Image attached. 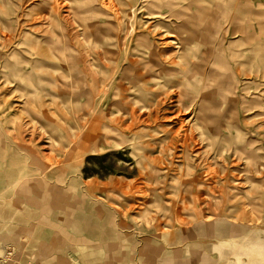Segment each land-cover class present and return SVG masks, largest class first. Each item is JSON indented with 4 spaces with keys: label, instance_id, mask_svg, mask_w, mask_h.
Returning a JSON list of instances; mask_svg holds the SVG:
<instances>
[{
    "label": "rangeland",
    "instance_id": "1",
    "mask_svg": "<svg viewBox=\"0 0 264 264\" xmlns=\"http://www.w3.org/2000/svg\"><path fill=\"white\" fill-rule=\"evenodd\" d=\"M242 1L263 43L264 0ZM223 13L217 0H0V264H236L245 237L239 260L264 264V48L230 33L193 59ZM118 36L126 54L107 70ZM182 39L192 51L177 55ZM143 62L177 95L158 92L144 105L157 116L134 122Z\"/></svg>",
    "mask_w": 264,
    "mask_h": 264
},
{
    "label": "bare ground",
    "instance_id": "2",
    "mask_svg": "<svg viewBox=\"0 0 264 264\" xmlns=\"http://www.w3.org/2000/svg\"><path fill=\"white\" fill-rule=\"evenodd\" d=\"M217 6H218V8H220L221 10H223L224 12L227 13V17L225 16L226 13L225 14L223 13L219 17V19L217 20V22L215 24V28H214L213 32H212L211 27L208 28V44L210 46L209 47V51H205V50L204 51H201V50L198 51L197 50V52L199 54H201L202 56L200 55V57H199L198 55H196V53H194L193 54V59L200 61L199 58H201V59L204 60V59L208 58L209 55L212 56V54L215 53V51H216V49L218 47L215 44L216 43V40L215 39H217V38L219 39V46H220L221 50H223V52H224V46L222 47L221 44L223 43V41H225L226 34H230V33L232 35H235L236 38L237 37H240L241 38L240 41H241L242 44L243 43H248L249 48H247V49L244 50L245 53L256 54V53H258V51L263 50V48H264V42L263 43H260V44H257V37L252 32V27H253L252 24H249L248 21L247 22L245 21L246 24L243 23V16H244L245 11H246L245 10L246 5L244 4L243 1L240 2V0H217ZM71 8L74 9L73 7H71ZM74 14H75V16L77 15L76 12H75V9H74ZM152 15H153L152 16L153 19H159V18H162L163 17V15H157L155 13H153ZM220 18H222V21H224V23H222V25H220V23H219L220 22ZM125 26H126V24H125ZM122 27H124V26L122 25ZM122 29H124V28H122ZM261 30H263L262 27H261ZM233 31H234V33H233ZM124 32L126 33V31H124ZM170 35L172 37H174V34H170ZM195 41H198V40H196L194 38V40H192L191 43L192 44H195ZM204 41H206V40H204ZM178 43L181 45V47L179 46V48H178V53L179 54H177V52H176L177 55H182L184 51L185 52H188V51L191 52L192 51V49H190V47H189L190 45L187 47V44L186 43H183V39H182L181 42L178 41ZM124 44L125 43L121 44L120 36H118V38L115 41H113V40L111 41L110 46H107V45L106 46H103V50H104V54H105V57L104 58L105 59H108L107 60V63L109 65V67L106 68L107 70L112 69V65H113L112 63H113L114 60L120 59V58H122L124 56V54H126V53H122L123 51L121 50L122 47H124V49H126V46ZM143 49H144V47H143ZM138 54H137V56H139L138 57V59H139L138 61L139 62L144 61L146 59V56L147 55H144L145 52L142 53L138 49ZM240 55L242 56V54L239 52L238 54H234L233 57L234 58L240 57ZM154 56L157 57V55H154ZM98 59H101V58H98ZM166 63L163 62L162 64L165 65V66L170 65V67H172L174 65V61L173 62H169L168 64H166ZM162 64L149 66V63L143 62L142 65H143L144 71H137L136 72V79H135L136 81H134V82L131 83V85H133L131 87L132 88V94H131L132 99H130L129 101H132V103L130 104V103L127 102L126 104H127V106L128 105H137L138 107L137 108L136 107L131 108L130 110L125 111V113H124V114L128 115L127 117H129L130 120H132L134 122L136 120H139L140 116H138V113H140V111H143V110L149 112V115H148L149 117H152L153 113H155L154 115H156L157 112L155 110L152 111V109L154 107L151 109V107H146L144 105L147 104V103L149 104V102H153L155 99L157 100L159 98V97L157 98V96H156V94L158 92L166 91V89H167V94H169L168 91L171 90L172 92H170V94L177 95L176 92H173V88L174 87H178V86L175 85V84H177L176 83V80H175V76H171L170 74L166 75V74H164V71H160V68L163 67ZM187 66H189V64H187ZM37 67H40L39 63L37 64ZM157 67H159V68L156 69ZM3 68H5V67H3ZM130 68L131 67H129V70H130ZM148 79H150V80H148ZM184 79H186V77H184L182 79V81H184ZM27 81L29 83H31V80L28 79ZM41 81H42V79H41ZM152 81L155 83V88L151 92L149 86L152 83ZM182 81L179 80L178 85L181 86V88L179 90H182V88H184V84L182 83ZM124 83H127V82H124ZM94 84H95V82H94ZM186 84L187 83H185V85ZM30 85L32 87H34L33 84H30ZM39 85H41V83H38L34 87V91L35 92H36V90L38 91ZM121 86H123V85H121ZM126 86H124V90H125V87ZM232 89L234 90V88H232ZM182 94H186L187 95V91L186 90H183L182 91ZM167 98H169V96H167ZM126 99L127 98H124V101H127ZM162 102L160 101L159 106L163 105ZM176 104H177V108L180 109V112L181 111H185V110L186 111H188V110L190 111V109H191V107L185 108V106L182 104L181 100H178L177 99L176 100ZM149 105H152V104H149ZM158 110H159V108H157V111ZM156 116H155V118H156Z\"/></svg>",
    "mask_w": 264,
    "mask_h": 264
},
{
    "label": "crops",
    "instance_id": "3",
    "mask_svg": "<svg viewBox=\"0 0 264 264\" xmlns=\"http://www.w3.org/2000/svg\"><path fill=\"white\" fill-rule=\"evenodd\" d=\"M71 207H73V204L72 205H70ZM67 207V205L63 202V204L61 205V211H62V214H64V213H67L66 215L68 216V213H70V210L68 209V208H66ZM53 209V208H52ZM60 211V212H61ZM65 219H67V218H65ZM94 222V221H93ZM92 222V223H93ZM92 223H88V222H86L85 223V225H83V224H80V223H77L76 222V224L75 223H73V222H70V219H69V221L67 220L66 222H65V224L66 225H69V228H71V230L73 229V231H76L77 233H79V232H81V231H83V232H85L88 236H95L97 233H96V230H92V229H96L97 227L94 225V224H92ZM64 224V225H65ZM233 230H234V228H233ZM92 234V235H91ZM233 236H234V234H233ZM72 240H75V238H73V237H70ZM251 237H245V239H243L242 240V242H240V243H238V241L237 240H235L234 242H233V244H234V246L236 247V252L234 251V258H235V263L236 264H249L248 262H246V261H242V260H239V255H242L243 256V253L246 255V253L242 250V249H246V247H245V243L247 242L249 245L253 242V240H251L250 239ZM239 248H240V250H239ZM251 249L252 248H250V251H251ZM250 251H248V254L247 255H249V252ZM62 263H63V261H62ZM252 264H257V261H256V259L254 260V263H252Z\"/></svg>",
    "mask_w": 264,
    "mask_h": 264
}]
</instances>
